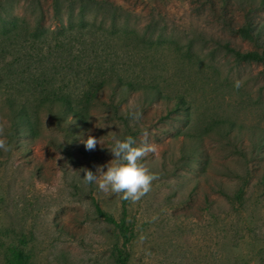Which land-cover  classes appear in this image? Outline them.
Here are the masks:
<instances>
[{"label":"rangeland","instance_id":"1","mask_svg":"<svg viewBox=\"0 0 264 264\" xmlns=\"http://www.w3.org/2000/svg\"><path fill=\"white\" fill-rule=\"evenodd\" d=\"M98 1L87 17L104 19L117 33L96 58L118 62L125 78L153 82L170 102H148L124 88L112 95L106 87L91 104H78L86 112L82 125L30 99L28 122L13 130L11 100L20 105L24 97L12 92L22 85L18 70L13 80L3 75L0 137L9 150H0V264H8L11 247L29 264H114L121 238L92 199L118 219L120 194L99 191L78 174L109 161L107 146L125 135L155 146L142 162L157 174L146 194L125 205L128 264H264V62L238 61L218 44L258 48L236 31L246 20L264 43V0ZM51 6L0 0V40L18 35V24L52 29ZM48 43L36 50L46 53ZM16 49L0 58L1 75L18 57V43ZM87 58L86 65L95 59ZM176 97L184 104L168 111ZM110 100L131 132L112 118ZM89 135L99 140L93 150L82 143Z\"/></svg>","mask_w":264,"mask_h":264},{"label":"trees","instance_id":"2","mask_svg":"<svg viewBox=\"0 0 264 264\" xmlns=\"http://www.w3.org/2000/svg\"><path fill=\"white\" fill-rule=\"evenodd\" d=\"M220 1L225 3L227 0ZM203 2L209 5L213 4V0H203ZM98 3V0H52V17L55 21L52 29L44 28L36 20V25L31 31L27 30V26L18 24V35L7 36V41L0 40L1 60L7 52L12 54L17 52L16 45L18 43V57L13 56V61L4 65V74H0V78L4 75L13 80L16 77L13 73L18 70V85H22L18 86V90L12 92L14 95L18 94V96L24 97L21 99L20 105H15L11 100L13 105L10 124L13 130L19 124L23 125L28 122L26 102L30 99L37 100L39 104L57 107L63 114H71L82 125L87 123L86 112L78 108V104L82 103L83 106L91 104L106 87L112 89V95L116 89L124 88L127 91L141 92L148 102L157 99H165L170 102L169 97L162 95L161 90L153 82L141 81L137 75L135 80L125 78L124 73L119 72L118 62L106 60L108 62L104 63L96 58L99 56L97 54L100 49L106 51L108 40L117 33L113 24L104 25V19L101 18L97 21L95 17H87L86 10L90 7L89 5ZM18 19L24 22L23 18L18 17ZM3 27L4 33L11 32L7 27ZM236 31L258 48L242 50L228 42H218V44L238 61L264 62V43L259 40V33L252 23L246 20ZM52 40L54 43L50 45L48 42ZM44 42L48 43L47 52L39 53L36 46ZM24 43L27 44L26 47L23 45ZM127 48L129 46H126L125 49ZM91 54L95 59L86 65L85 63H89L87 57H90ZM132 59L133 57H129L131 61L129 65L132 64ZM55 82H61V84L58 85ZM171 101L173 104L171 108L167 109L168 111L177 110L182 103L184 104L181 97H176ZM110 107L112 118L118 120L126 132H131L132 127L127 116L119 111L113 100H110ZM121 202V213L116 219L92 199L97 216L112 224L121 238L120 245L114 246L113 249L114 264H128L127 243L132 236V228L126 220L125 205L127 200L121 199ZM8 264H29V262L21 248L11 247Z\"/></svg>","mask_w":264,"mask_h":264},{"label":"clouds","instance_id":"3","mask_svg":"<svg viewBox=\"0 0 264 264\" xmlns=\"http://www.w3.org/2000/svg\"><path fill=\"white\" fill-rule=\"evenodd\" d=\"M98 142L99 140L91 135L82 139L86 150L95 149ZM107 148L112 154L109 161L104 165H97L95 172L82 169L83 175H78L82 177L83 183L95 184L99 191L118 193L123 200H139L157 179V174L142 162V158L148 153L156 151L155 146L146 142L137 144L131 135H125L114 136ZM0 150H9L7 140L3 137H0Z\"/></svg>","mask_w":264,"mask_h":264}]
</instances>
